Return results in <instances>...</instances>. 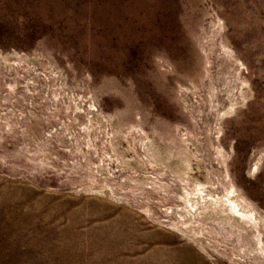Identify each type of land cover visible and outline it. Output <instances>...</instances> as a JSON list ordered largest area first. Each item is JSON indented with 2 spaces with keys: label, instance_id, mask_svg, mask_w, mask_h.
Returning <instances> with one entry per match:
<instances>
[{
  "label": "rangeland",
  "instance_id": "rangeland-1",
  "mask_svg": "<svg viewBox=\"0 0 264 264\" xmlns=\"http://www.w3.org/2000/svg\"><path fill=\"white\" fill-rule=\"evenodd\" d=\"M8 113L0 264H264V0H0ZM210 161L258 232L164 189L173 174L222 195Z\"/></svg>",
  "mask_w": 264,
  "mask_h": 264
},
{
  "label": "bare ground",
  "instance_id": "bare-ground-1",
  "mask_svg": "<svg viewBox=\"0 0 264 264\" xmlns=\"http://www.w3.org/2000/svg\"><path fill=\"white\" fill-rule=\"evenodd\" d=\"M215 38V37H214ZM221 43V42H220ZM222 44V43H221ZM222 46V45H221ZM204 50V49H203ZM224 50L226 51V52H228V54L229 55H233L232 57H234V54H233V51L231 52L230 50H228V49H226V48H224ZM225 54V53H224ZM223 54V55H224ZM236 60V59H235ZM220 64V63H219ZM222 64V63H221ZM227 64V63H226ZM223 68V67H222ZM226 70V69H225ZM230 71V70H229ZM234 73V72H233ZM214 82L213 83H215V80H213ZM226 81V80H225ZM209 82H211V81H209ZM206 83V82H205ZM217 83H218V81H217ZM216 83V84H217ZM236 83V82H235ZM228 84V83H227ZM207 85V84H206ZM221 85V84H220ZM220 85H219V87H220ZM208 86V85H207ZM217 86H218V84H217ZM235 86V85H234ZM213 87V86H212ZM211 87V88H212ZM222 87H223V85H222ZM236 87V86H235ZM217 88V87H216ZM224 88V87H223ZM223 88H221L220 87V89L218 88V90H217V99H216V101H218L219 102V105H221V106H219L218 105V108H216L215 109V111H214V109H213V111H214V114H216V116H211V117H215V120L214 121H207L208 123H206V124H208V127H207V131H208V134H206L205 135V143H204V147L208 150V149H210V144H212L211 146L213 147V146H215V143H217V140H216V138H215V136H214V132L212 133L210 130H212L213 128H215L216 126V124H217V121H219L218 119H220L221 118V116H222V114L227 110V109H229L230 108V106H231V103H228L227 101H225V100H223V97H221V94L220 93H222L221 91H223ZM213 89V88H212ZM208 90H209V88H208ZM215 90V89H214ZM224 90H226L225 88H224ZM228 90V89H227ZM232 91V90H231ZM236 91V90H235ZM206 92H208V91H206ZM210 92V91H209ZM225 92V91H224ZM224 92H223V94H224ZM204 94V93H203ZM211 94V93H210ZM215 94V93H214ZM213 94V95H214ZM209 95V94H208ZM212 95V94H211ZM17 96V95H16ZM24 96V95H23ZM203 96V95H202ZM28 97V96H27ZM210 97V96H209ZM214 97V96H213ZM213 97H211V100L214 102V98ZM20 98V97H19ZM19 98H17V100H19ZM22 99H24V97H21ZM203 98H204V96H203ZM205 99H207V98H205ZM21 100V99H20ZM20 100H19V102H20ZM26 100V99H25ZM231 100V99H230ZM235 101H236V99H235ZM17 102V101H16ZM194 102V101H193ZM22 103V102H21ZM27 103V102H26ZM13 105V104H12ZM15 105V104H14ZM55 106H56V104H54ZM58 105V104H57ZM223 105V106H222ZM213 106L214 107H216L215 106V104H213ZM23 107V106H22ZM14 108V107H13ZM18 109H19V107H18ZM15 110H17V109H15ZM56 110V109H55ZM57 111V110H56ZM58 111H60V109L58 110ZM19 112V111H18ZM12 113V112H11ZM14 113L16 114H14L16 117L17 116H19L18 115V113H16L15 111H14ZM13 114V113H12ZM61 115V114H60ZM213 115V114H212ZM3 116L4 117H6V119H9L11 122L12 121H14L15 123H17V120L16 119H12L11 117H10V115H9V113L8 114H6V115H1L0 116V125H1V121L3 120ZM12 116V115H11ZM207 118L209 117V116H206ZM210 117V118H211ZM205 118V117H204ZM45 119V118H44ZM43 120V119H42ZM46 120V119H45ZM48 120V119H47ZM4 121L5 120H3V122H2V125H4ZM65 122H66V120H64ZM62 122H63V120H62ZM68 122V121H67ZM19 123V122H18ZM219 123V122H218ZM63 124V123H62ZM21 125V124H20ZM19 125V126H20ZM5 126V125H4ZM23 126V125H22ZM25 126H26V123H25ZM68 126V125H67ZM66 127V126H65ZM218 128V127H217ZM29 129V128H28ZM67 129H68V127H67ZM66 128L64 129V127H62V129L60 130L61 131V133H64V132H62V131H65V130H67ZM58 130V129H57ZM220 130V129H219ZM59 131V130H58ZM142 131V130H141ZM209 131H210V133H209ZM214 131H216V129L214 130ZM57 132V131H56ZM137 132H138V128H137ZM217 133V132H216ZM144 136H147L146 135V133L145 132H143L142 133ZM52 135H54L55 136V138H58V133H52ZM131 135V134H130ZM129 135V136H130ZM135 135V134H134ZM141 135V134H140ZM136 136V135H135ZM132 137V136H131ZM217 137V136H216ZM133 138V137H132ZM139 138H140V136H139ZM59 139V138H58ZM145 139V138H144ZM141 140V139H140ZM147 140V139H146ZM46 141H48V140H44L43 139V141H42V143H43V145L42 146H45V147H43L42 149H43V151L44 150H48V151H51V149L50 148H47V143H46ZM142 141H144V140H142ZM133 142H135L134 140H133ZM146 142V141H145ZM46 143V144H45ZM140 143V142H139ZM133 144V143H132ZM144 144V143H143ZM135 146V145H134ZM136 147V146H135ZM217 147V146H216ZM215 147V148H216ZM139 148V147H138ZM215 148H212V149H215ZM102 149V148H101ZM136 149V148H135ZM141 149V148H140ZM103 150V149H102ZM216 150V149H215ZM214 150V151H215ZM220 150V149H219ZM210 151V150H209ZM213 151V152H214ZM110 152V151H109ZM140 152V151H139ZM213 152H211V153H213ZM108 153V152H107ZM109 154V153H108ZM214 154V153H213ZM142 155H145L146 157H147V159H148V157H149V154L146 152V151H144V153L142 154ZM50 156V155H49ZM48 156V157H49ZM110 156V155H109ZM212 156H214V155H211V157H209V158H213ZM78 157H80L79 158V161H82V160H85L84 158H83V155H78ZM145 157V158H146ZM215 158V157H214ZM107 159H110V162H109V165L111 166V170H112V175H120V169L119 170H117V168L116 167H118L116 164H115V162H113V161H111L112 159H111V157L109 158H107ZM153 159V158H152ZM207 159V158H206ZM148 160H150V159H148ZM147 160V161H148ZM211 160V159H210ZM86 161V160H85ZM151 161V160H150ZM213 162H215V160L213 161ZM152 166V165H151ZM210 166H213V172L215 173V176H216V179H217V181L216 182H214L215 183V185L216 184H221L222 185V189H224V191L222 192V195H220L219 196V194L218 193H214V191L212 192L211 190L209 191L207 188H206V186H204V185H202L200 182H195L194 184H191V182L189 181V180H187L186 178H185V180H183V179H181L180 177H178V176H174L173 174L171 175H168V178L166 179V181H165V187L166 188H164L165 190H168V188H171L173 191H174V196L175 197H177V198H179L180 200H182V202L184 201L185 203H187L186 204V206L191 210V212H193V213H196L197 212V208H198V203L199 202H195V204L192 202V203H189L190 201H191V197L193 196H191L190 197V193H192V194H199V196L201 197V200L202 201H205V202H209V203H211V205L212 206H214V209L213 210H219L220 212H221V214H223L224 216H226L228 219H235V216L237 215V216H239V217H241V218H243V220H245L246 221V223H248V222H254L255 224V227H256V231L258 232L259 231V227H258V224H260L259 223V221H258V218H257V216H256V212H255V207L253 206V204H252V202L250 203L248 200H247V198H246V196H243L242 197V195L241 196H239V193H237V189H236V186L234 185V183L228 178V175H227V173H226V171H224V170H220V166L219 165H217V164H215V163H212L211 161H210ZM150 169V168H149ZM161 176V175H160ZM161 178V177H160ZM163 178H166L165 176H163ZM214 183H213V185H214ZM171 191V190H170ZM190 194V195H189ZM207 195H210V196H207ZM197 197V196H196ZM208 197H211V198H209V200H208ZM197 200V199H196ZM201 201V202H202ZM188 203L190 204V205H188ZM205 204V203H204ZM201 215V214H200ZM250 224V223H249ZM252 224V223H251ZM257 237H258V241H259V243H261L260 241L262 240L261 239V237H260V234L259 233H257Z\"/></svg>",
  "mask_w": 264,
  "mask_h": 264
}]
</instances>
